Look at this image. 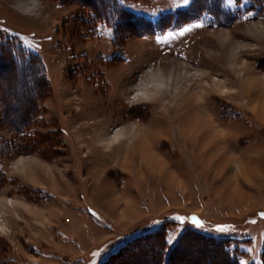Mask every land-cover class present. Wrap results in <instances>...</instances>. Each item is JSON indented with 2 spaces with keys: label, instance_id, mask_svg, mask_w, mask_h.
Listing matches in <instances>:
<instances>
[{
  "label": "rangeland",
  "instance_id": "obj_1",
  "mask_svg": "<svg viewBox=\"0 0 264 264\" xmlns=\"http://www.w3.org/2000/svg\"><path fill=\"white\" fill-rule=\"evenodd\" d=\"M263 108L264 0H0V264H264Z\"/></svg>",
  "mask_w": 264,
  "mask_h": 264
},
{
  "label": "bare ground",
  "instance_id": "obj_2",
  "mask_svg": "<svg viewBox=\"0 0 264 264\" xmlns=\"http://www.w3.org/2000/svg\"><path fill=\"white\" fill-rule=\"evenodd\" d=\"M151 75L154 76V77H156V76L154 75V73L151 74ZM169 78H171V75H170ZM155 79H156V78H155ZM157 80H159V79H157ZM157 80H155L156 82L153 84L154 89L149 88L148 85L146 84V82L141 81V82L139 83V88L137 89V90H138V93H137V95H136L135 97L137 98L139 95H141L142 97L147 98V97L153 95L152 92H155V91H156V92H159V90H161L160 88H161L162 85L165 84V83H164V81H159V82H158ZM147 83H148V82H147ZM140 85H141V86H140ZM163 86H164V85H163ZM263 110H264V108H263ZM125 137H127V131H126V129H125V128H117V129L114 131L113 135H112V136L109 138V140L107 141V143H108V147L111 146V144H112L113 142L118 141V140H120V139H123V138H125ZM109 144H110V145H109ZM146 146H147V142H146L145 140H143V139H142V140H139V139H138V141L136 142V147H137L138 152H139L140 155H141V154H144V153H146V152H149ZM0 228L3 229V225H0Z\"/></svg>",
  "mask_w": 264,
  "mask_h": 264
},
{
  "label": "trees",
  "instance_id": "obj_3",
  "mask_svg": "<svg viewBox=\"0 0 264 264\" xmlns=\"http://www.w3.org/2000/svg\"><path fill=\"white\" fill-rule=\"evenodd\" d=\"M123 14H127L128 17H129V15H130V14H128V13H124V12H123ZM132 19H135V18L132 17ZM141 27H142V26H141ZM145 31H146V28H143V27H142V28L139 30V33L142 34V33L145 32ZM137 32H138V30H137ZM22 63H23V62H22ZM23 64H24V63H23ZM24 65H25V64H24ZM142 238H143V237H142ZM139 239H140V238H134L133 241H132V242H133L132 245H133V246H138V245H139L138 243H140V242L137 241V240H139ZM143 241L146 242L145 238H143ZM126 250H127V249H126ZM117 253H118V252H117ZM117 253H116V254H117Z\"/></svg>",
  "mask_w": 264,
  "mask_h": 264
},
{
  "label": "snow or ice",
  "instance_id": "obj_4",
  "mask_svg": "<svg viewBox=\"0 0 264 264\" xmlns=\"http://www.w3.org/2000/svg\"><path fill=\"white\" fill-rule=\"evenodd\" d=\"M233 2H234L235 4H240L241 0H233ZM246 18H247V17H246ZM184 31H188V29H184ZM181 34H183V33H181ZM179 219H180L181 221H184V220H185L184 217H180ZM193 223L195 224L196 221H193ZM200 223H201V226H202V221H201Z\"/></svg>",
  "mask_w": 264,
  "mask_h": 264
}]
</instances>
